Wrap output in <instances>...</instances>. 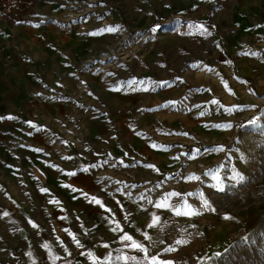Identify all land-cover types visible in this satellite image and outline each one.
<instances>
[{
    "label": "rangeland",
    "instance_id": "374dc122",
    "mask_svg": "<svg viewBox=\"0 0 264 264\" xmlns=\"http://www.w3.org/2000/svg\"><path fill=\"white\" fill-rule=\"evenodd\" d=\"M13 19L43 33L5 40L25 64L1 73L0 264L76 238L101 264H264V0H35Z\"/></svg>",
    "mask_w": 264,
    "mask_h": 264
},
{
    "label": "crops",
    "instance_id": "0c3cea01",
    "mask_svg": "<svg viewBox=\"0 0 264 264\" xmlns=\"http://www.w3.org/2000/svg\"><path fill=\"white\" fill-rule=\"evenodd\" d=\"M29 10H23L21 13L13 15H4L0 17V82L1 73L8 69L9 71L17 74V70L23 68V63L25 64V56L19 53L14 61V56L11 53V48L8 46L9 43L5 41L7 37L16 40H20L22 43L26 44V40L38 38L43 31L35 28L33 25L18 24L21 23L22 19L28 16ZM5 16H13V22L16 28H11V22L2 20ZM30 52H32V47L28 46ZM116 234H113L106 230L108 235V240L116 242L117 244L121 240L120 232L121 227H116ZM111 230V229H109ZM103 255L97 248L96 242L94 240H88L83 238H76L72 242L71 251L64 248L60 251L54 252L47 247L31 246L28 251L23 253V256L19 264H101L94 260V256ZM125 256L120 250L114 256V260L111 264H123ZM3 262V261H2ZM1 263V260H0Z\"/></svg>",
    "mask_w": 264,
    "mask_h": 264
},
{
    "label": "snow or ice",
    "instance_id": "6c2138e0",
    "mask_svg": "<svg viewBox=\"0 0 264 264\" xmlns=\"http://www.w3.org/2000/svg\"><path fill=\"white\" fill-rule=\"evenodd\" d=\"M107 30H108V31H112V29H107ZM252 54L255 55V53H252ZM213 103H217V102H216V101H213ZM153 147H155V145H153ZM218 150H221V151H222L223 148L221 147V148L218 149ZM190 179H198V177L192 176V177H190ZM96 203H100V202H99V201H96ZM203 205H204L205 208L210 207L209 204H208V201H207V200H204V201H203ZM156 207H157V208L167 207V202L165 201V202H163V203H158V204L156 205ZM185 209H186V210H185L184 212H181L180 210H177V211H176V215H198V214H199L197 211L191 209L190 206L185 205ZM213 210H214V209H213ZM225 218H230V217H225ZM154 222H155V221H154ZM34 226H35V225H34ZM150 226H151V225H150ZM117 227H119V225H117ZM146 238H148V237H146ZM122 239H123V240H126V241H129V240H132V237H130V236H128V235H124V236L122 237ZM177 243H180V241H177ZM131 247L134 248V249H137V250H139V251H146V250L144 249L143 245H141V244H139V243H137V242H135V241L132 242ZM152 264H157V262H156V258H155V257L152 258Z\"/></svg>",
    "mask_w": 264,
    "mask_h": 264
},
{
    "label": "built area",
    "instance_id": "2783aa9c",
    "mask_svg": "<svg viewBox=\"0 0 264 264\" xmlns=\"http://www.w3.org/2000/svg\"><path fill=\"white\" fill-rule=\"evenodd\" d=\"M35 0H0V17L21 13L33 7Z\"/></svg>",
    "mask_w": 264,
    "mask_h": 264
},
{
    "label": "bare ground",
    "instance_id": "6f19581e",
    "mask_svg": "<svg viewBox=\"0 0 264 264\" xmlns=\"http://www.w3.org/2000/svg\"><path fill=\"white\" fill-rule=\"evenodd\" d=\"M126 42H128V39L127 38H122L121 40H120V42L117 44V46H116V48H115V51H120L121 50V48H122V46L126 43ZM111 52H113V51H111ZM102 57L101 58H105L106 56H104V55H101ZM89 63V62H88Z\"/></svg>",
    "mask_w": 264,
    "mask_h": 264
}]
</instances>
